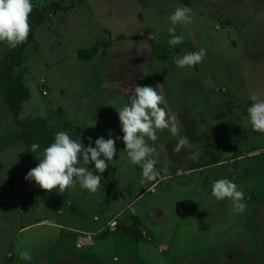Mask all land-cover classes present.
<instances>
[{
  "label": "rangeland",
  "instance_id": "rangeland-1",
  "mask_svg": "<svg viewBox=\"0 0 264 264\" xmlns=\"http://www.w3.org/2000/svg\"><path fill=\"white\" fill-rule=\"evenodd\" d=\"M32 4L33 10L51 12L55 4L58 10L34 27L17 70L30 91L21 118L42 117L54 134L66 131L86 147L89 137L92 147L101 136L120 139L103 174L94 163L88 165L102 175L96 193L78 182L64 193L47 192L25 179L43 150L29 153L0 90L3 264L10 263L16 249L5 248L7 241L16 239L28 253L34 247L42 251L29 264H114V256L120 257L118 264H264V133L252 130L247 113L253 94L264 99V0ZM178 6L192 9V23L176 26L185 39L171 47L169 16ZM92 47L97 53L91 59L79 57ZM200 48L207 52L201 63L176 66L175 58ZM9 51L0 42V66ZM137 85H160L166 101L161 106L176 117L179 136L212 138L188 140L175 154L177 138L158 130L157 140L148 143L155 148L156 169L167 172L145 183L125 151L117 112L130 102ZM183 112L194 129L187 136ZM94 121L95 128L89 127ZM195 151L200 152L197 160L184 158ZM216 155L220 162L205 166ZM179 169L183 174H177ZM221 178L245 193V212L236 214L230 200L212 195L213 182ZM131 225L143 239L123 230Z\"/></svg>",
  "mask_w": 264,
  "mask_h": 264
},
{
  "label": "clouds",
  "instance_id": "clouds-1",
  "mask_svg": "<svg viewBox=\"0 0 264 264\" xmlns=\"http://www.w3.org/2000/svg\"><path fill=\"white\" fill-rule=\"evenodd\" d=\"M33 11L32 0H0V42L6 43L10 48H16L24 43L31 32L30 15ZM171 26L168 28L170 39L168 44L171 47L181 44L185 37L177 34L176 26L192 23V9L187 6H178L169 16ZM206 49L188 52L175 58V64L179 68L195 67L205 58ZM152 86H139L134 88V94L130 102L117 110L123 132V143L130 162L138 165L141 169V183L152 182L162 179V172L156 169L157 159L153 158L155 148L150 146L148 141L157 140V131L168 130L177 142L173 147L175 154L181 153L189 141L186 137L179 136L180 128L176 117L169 115L165 104V97ZM253 103L247 108L252 130L264 133V99L258 95L251 96ZM95 121L89 127L95 128ZM116 139H120L117 137ZM116 139H105L102 136L95 140V147H92V139L89 137V146L78 142L70 137L66 131H58L55 134L54 142L43 150L42 159L39 164L31 169L25 179L35 183L47 192L57 189L60 193L76 187L77 182L82 189L90 193H96L101 187L102 175H95L89 170L90 163L95 164V171L103 174L108 168V162L113 161L116 155ZM40 149L38 143L31 145V152ZM199 151L190 152L184 158L197 160ZM103 157V159H102ZM87 165V166H84ZM177 174H183L179 169ZM212 195L217 200L228 199L232 203L233 211L236 214L245 212L247 204L245 193L238 189V186L229 179L221 178L213 182ZM20 258L30 260L31 255L27 251L20 253ZM120 257L114 256V264H118Z\"/></svg>",
  "mask_w": 264,
  "mask_h": 264
},
{
  "label": "trees",
  "instance_id": "trees-1",
  "mask_svg": "<svg viewBox=\"0 0 264 264\" xmlns=\"http://www.w3.org/2000/svg\"><path fill=\"white\" fill-rule=\"evenodd\" d=\"M57 10L58 8L56 4L52 8L53 12L33 10L30 15V23L32 27L28 39L24 43L18 45L16 48H10V51L6 54L5 61L0 66V90L2 92L3 101L13 117L15 125L22 129L23 142L27 146H30L29 153L31 155L44 150L47 146L53 143L55 134L51 130L47 121L42 117L21 118L23 104L30 98V91L24 82V74L20 71L17 72V70L20 69L23 64L24 50L27 43L33 41L34 27L39 26L44 22L52 19L55 15L54 12H56ZM96 53L97 47H92L91 49L80 51L79 57L83 60H89ZM156 56L159 59H164L163 55L160 52H156ZM180 120L183 122L185 135L188 131H192L194 133V129H191L192 125L186 118V114H184V112L180 115ZM210 140H212V138L210 137L203 138L197 137V135L196 137H194L191 134L189 141L193 143H199ZM33 143H38L40 145V149L34 153L31 152V145ZM210 162V164H207L205 166L219 163L220 157L218 155L212 156ZM123 230L127 234L133 236L138 240L144 238L141 230L136 226L131 225L130 227H124Z\"/></svg>",
  "mask_w": 264,
  "mask_h": 264
},
{
  "label": "crops",
  "instance_id": "crops-1",
  "mask_svg": "<svg viewBox=\"0 0 264 264\" xmlns=\"http://www.w3.org/2000/svg\"><path fill=\"white\" fill-rule=\"evenodd\" d=\"M21 230H19V231H21ZM15 241H16V245H15ZM13 245L16 247V249H14V250L15 251L16 250L18 251V256L19 257L17 258V260H15V256H16L15 253L16 252L15 251H14L15 253L12 252V254H11L12 255V258L10 259V263L9 264H18V263H21V264H29V262H31V261H33L35 259V257L37 256V254H42V251L40 250V248H38L37 250H35V247H34V249H33L34 251L29 252V254L31 255V259L30 260L21 259L20 258V253L22 251H26V250L24 249V247L21 246V243L17 239L16 240H13L12 242L7 241L5 248L12 250L11 247ZM3 252H4V249L0 248V264H3V260H4V258H3L4 253Z\"/></svg>",
  "mask_w": 264,
  "mask_h": 264
},
{
  "label": "water",
  "instance_id": "water-1",
  "mask_svg": "<svg viewBox=\"0 0 264 264\" xmlns=\"http://www.w3.org/2000/svg\"><path fill=\"white\" fill-rule=\"evenodd\" d=\"M258 151H253L252 154H256Z\"/></svg>",
  "mask_w": 264,
  "mask_h": 264
}]
</instances>
